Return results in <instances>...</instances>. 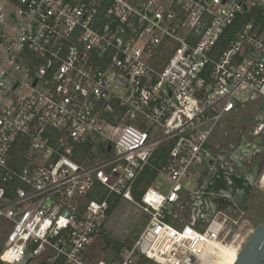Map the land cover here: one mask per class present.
Returning <instances> with one entry per match:
<instances>
[{
    "label": "built area",
    "instance_id": "2783aa9c",
    "mask_svg": "<svg viewBox=\"0 0 264 264\" xmlns=\"http://www.w3.org/2000/svg\"><path fill=\"white\" fill-rule=\"evenodd\" d=\"M253 10L264 15V0H0V261L30 252L48 264H216V244L230 243L239 253L244 240L222 237L232 221L222 209L176 225L167 211L185 197L230 196L196 186L195 168L233 173L231 157L216 162L213 133L264 100V22L244 19ZM257 109L238 137L251 145L239 147L248 165L264 140ZM260 164L253 188L264 195ZM146 167L157 177L136 202ZM116 197L146 225L119 257L92 263Z\"/></svg>",
    "mask_w": 264,
    "mask_h": 264
},
{
    "label": "rangeland",
    "instance_id": "374dc122",
    "mask_svg": "<svg viewBox=\"0 0 264 264\" xmlns=\"http://www.w3.org/2000/svg\"><path fill=\"white\" fill-rule=\"evenodd\" d=\"M3 58L4 52L0 46V62L3 60ZM253 105H256L260 108L264 105V100L257 98L253 101ZM244 110L245 112L251 111V109L248 107H246ZM237 115L238 114L236 113L235 115L230 114L228 116H224L220 120L213 134L215 136L217 134L218 137L222 138V132L228 131V138L231 137L232 139L235 137L237 135L236 129L238 128L236 124L241 125L243 121H247L248 119V117L238 119ZM233 140L236 141V139ZM228 143L231 142H226V144ZM97 148V144H94L95 151H97ZM203 165H199L195 168L197 171L196 174L199 173V171L203 168ZM191 199L192 198L187 199V197H185L182 203L177 207L175 205L169 206L167 211V220L169 223L174 225L186 224L194 222V220L198 218L196 217L197 213L193 204L194 201ZM222 210L227 213L232 221H237L236 224H234L232 221H228L227 233L222 237L226 240H232L233 237L239 236V240L246 241L255 226L259 223H264V195L255 191V193L249 196L243 207L239 208L237 205L234 207V209L232 208L227 211L224 209ZM146 222L147 217L143 214L137 204L131 201L120 199L113 212L109 217H107L102 231L112 240L124 242L126 245L124 248H128V246H131L134 243L135 238L146 225ZM8 228V223L0 219V249L4 246ZM89 255L91 257L92 263H95L99 260H109L114 258V253L111 246L104 248V240L101 237V232L93 240V243L89 249ZM134 263L156 264L143 258L142 256H136ZM30 264H38V262L32 261Z\"/></svg>",
    "mask_w": 264,
    "mask_h": 264
},
{
    "label": "flooded vegetation",
    "instance_id": "af4514ba",
    "mask_svg": "<svg viewBox=\"0 0 264 264\" xmlns=\"http://www.w3.org/2000/svg\"><path fill=\"white\" fill-rule=\"evenodd\" d=\"M241 146H244L247 150L251 149V145H248L246 141L242 142L237 139L233 143L223 145L220 148V154L223 159H227L228 157H231V155ZM241 163V167H238V165L234 166L233 173L228 171V167L223 169L217 165L206 179L208 188L215 189V187H219L220 189L229 191L232 194L229 197L224 195L223 197L216 199L217 207L220 209H234L237 205L239 208L241 205L243 207L249 196L255 193L253 188L255 173L253 169L251 170V166L248 165L247 162H244L243 159H241ZM201 200L203 201L202 206H204L202 213H204V217L206 218L211 213L208 206V199L201 198Z\"/></svg>",
    "mask_w": 264,
    "mask_h": 264
},
{
    "label": "water",
    "instance_id": "95a60500",
    "mask_svg": "<svg viewBox=\"0 0 264 264\" xmlns=\"http://www.w3.org/2000/svg\"><path fill=\"white\" fill-rule=\"evenodd\" d=\"M109 151V148L107 149ZM240 148L231 155L232 161H234L238 167H241V161L239 160L238 153ZM261 164L257 163L256 160L251 161V170L253 169L255 175L258 172V166ZM220 193L232 195L231 192L221 189ZM217 198L208 197V206L211 213L206 217L213 216L216 211L220 210L217 207ZM245 201V200H244ZM203 203L202 200L198 202L199 205ZM244 203V202H243ZM51 204V201L49 202ZM198 205V207H199ZM242 207V205H241ZM34 259V256L30 252H26L24 257L18 264H30ZM233 264H264V223H259L255 226L247 240L243 243L236 260Z\"/></svg>",
    "mask_w": 264,
    "mask_h": 264
},
{
    "label": "crops",
    "instance_id": "0c3cea01",
    "mask_svg": "<svg viewBox=\"0 0 264 264\" xmlns=\"http://www.w3.org/2000/svg\"><path fill=\"white\" fill-rule=\"evenodd\" d=\"M246 107H248L249 109H251V111L250 112H245L244 109ZM246 107L244 109H242L240 112H237L238 119L239 118H244V117H248V119H247V121H243L241 123V125L236 124L238 128L236 129L237 135L235 137H233L232 139H231V137L228 138V136H229L228 131L222 132V134H223V137L222 138L218 137L217 134H216V136L213 134L212 141H211L210 145H211L212 151L215 154L216 153H218V154L220 153V150H221L220 148L223 145H225L226 142L233 143L234 142L233 139H236L237 140L238 137H239V133H241V131H250L252 129L253 124H254L255 116H256V114L258 112V109H257L258 106L253 105L252 103H250V104L246 105ZM254 141H253V145H255L254 144ZM255 147H257L260 150V153L259 154H256L254 159H256L257 163H261L262 160H264V150H263V148H261V147H264V140H263V143L257 144V145H255ZM242 150L243 149H241L239 151V153H238L239 160H241L240 159V154H241V151ZM215 158H217V161H216L217 163H219L222 160H224L223 157L221 156V154L220 155H216ZM235 165H237V164H235ZM208 169L209 168H208V165L206 163L205 165H203V168L199 171V173H197V175H196V181H195L196 186H204V187H207V180L206 179L209 176V174H210V172L212 171L213 168L212 169H209L211 171H209ZM194 205H195V208L197 207L196 210H200L201 209L200 212L203 211L204 206H201L202 204L200 205L201 207L200 206L198 207V205H199L198 203H195Z\"/></svg>",
    "mask_w": 264,
    "mask_h": 264
},
{
    "label": "trees",
    "instance_id": "16d2710c",
    "mask_svg": "<svg viewBox=\"0 0 264 264\" xmlns=\"http://www.w3.org/2000/svg\"><path fill=\"white\" fill-rule=\"evenodd\" d=\"M251 16L255 17V23H263L264 22V15H260L259 12L253 10L251 14H246L244 15V19L249 20L251 18ZM239 19L236 20V25L240 24V21H238ZM89 146H91L90 143L87 144L86 149H89ZM162 158V156L160 155L159 157L157 156V158H155V160L153 161L154 164H157V162ZM157 177V173L153 170H151L149 167H146L142 173L137 177L133 189H132V196L134 198V200L136 201H140L141 196L143 194L144 189L149 186ZM216 191H220L221 189L219 187H215ZM120 198L116 197L114 198V200L112 202H110L109 204V208L107 210V217L110 216V214L113 212L115 206L117 205V203L119 202ZM101 237L104 240V248H107L109 246H111L113 253H114V258L119 257L120 252L122 251V249L126 246L124 242H120L117 240H112L111 238H109L107 235L104 234L103 231H101ZM136 239V238H135ZM130 247V246H128ZM0 264H5L3 262L0 261ZM38 264H48L47 262H45L44 260H40L38 262Z\"/></svg>",
    "mask_w": 264,
    "mask_h": 264
},
{
    "label": "bare ground",
    "instance_id": "6f19581e",
    "mask_svg": "<svg viewBox=\"0 0 264 264\" xmlns=\"http://www.w3.org/2000/svg\"><path fill=\"white\" fill-rule=\"evenodd\" d=\"M215 248L217 249V256H218L216 264H233L234 263L238 255L235 244L230 243L225 246L216 244Z\"/></svg>",
    "mask_w": 264,
    "mask_h": 264
}]
</instances>
